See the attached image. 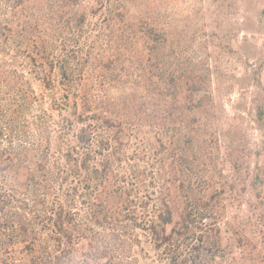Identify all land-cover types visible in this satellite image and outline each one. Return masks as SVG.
Wrapping results in <instances>:
<instances>
[{
  "label": "rangeland",
  "instance_id": "obj_1",
  "mask_svg": "<svg viewBox=\"0 0 264 264\" xmlns=\"http://www.w3.org/2000/svg\"><path fill=\"white\" fill-rule=\"evenodd\" d=\"M0 264H264V0H0Z\"/></svg>",
  "mask_w": 264,
  "mask_h": 264
},
{
  "label": "trees",
  "instance_id": "obj_2",
  "mask_svg": "<svg viewBox=\"0 0 264 264\" xmlns=\"http://www.w3.org/2000/svg\"><path fill=\"white\" fill-rule=\"evenodd\" d=\"M195 85H200V84H195ZM81 117H85L84 114H80ZM95 120V119H93ZM93 123V122H92ZM88 124L86 127H84L79 135V141L80 143H82V145L84 146V149L86 153V156L91 155V152L88 150V148L91 146V141H92V137L93 135L96 133L97 131V127L95 126V124ZM87 159H84V162H86ZM53 230H52V235L57 236V237H61L62 239H60L59 241H57V245L60 251V244H61V240H63V238L65 237V232H63V226L62 223L60 224H54L53 226ZM152 235L154 237V241L157 244V247L161 248L163 245L170 243L172 238H173V234L172 233H167L164 228L159 230L157 227L153 226L152 228ZM20 235L23 237L22 243L24 244V248L25 247H30V250H33L35 253H38V255H40V257H44V253L47 254V258L52 256L51 255V248L50 246H48L47 242L44 243V245H42V235L38 230H32L31 234L34 233V238L32 240H28L25 239L26 235L28 233V229L26 227H23V229H20ZM55 250V249H53ZM43 259V258H42ZM46 261V259H44Z\"/></svg>",
  "mask_w": 264,
  "mask_h": 264
}]
</instances>
